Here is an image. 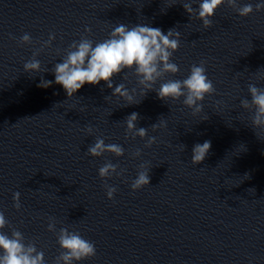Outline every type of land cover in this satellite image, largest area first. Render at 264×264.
Listing matches in <instances>:
<instances>
[{
    "label": "clouds",
    "instance_id": "clouds-1",
    "mask_svg": "<svg viewBox=\"0 0 264 264\" xmlns=\"http://www.w3.org/2000/svg\"><path fill=\"white\" fill-rule=\"evenodd\" d=\"M193 3L195 0L181 2L190 18L195 17L202 21L205 29L212 27V18L217 9L225 4L236 11L240 17H247L254 10H264V3H257L254 9L252 4L241 6L239 0H201L198 8H194ZM85 31L90 33L91 29L86 28ZM180 35V32L174 28L164 34L160 28L146 24L134 25L131 28L125 24H119L109 33L108 38L101 42H94L87 37L74 40L65 50L62 62L56 63L51 71L55 75V83L63 87L69 98H72L85 84L98 85L103 81L108 88L113 89L111 96L117 97L118 101H124L125 107L139 104L149 91H155L158 98L164 101H177L183 97V105L191 109L192 115L195 116L203 111L202 102L205 96L216 91L212 80L207 75L206 61H200L199 65L193 64L189 75L183 80L168 79L160 83L159 88L154 87L168 74L175 75L179 72L178 65L172 62V56L180 47ZM10 38L17 39L11 34ZM55 38V34L50 33L48 39L41 42V47L33 51L32 59L24 63V72L30 74L42 71L41 62L36 57L45 48H50ZM32 43L31 35L28 33L18 38L20 46ZM125 70L136 77L137 87L129 89L124 83H120L113 88L112 78L122 72L125 73ZM123 79H128L127 74L123 76ZM52 83L53 81L41 78L38 87L47 88ZM248 92L251 100H241V107L253 112L251 117L253 129L264 130V88L249 83ZM137 95L141 99L137 100ZM139 118L136 112L125 118L126 138L131 136L133 139L136 137L144 139L147 136L146 128L136 126ZM166 127V121L161 119L158 123L151 125L153 131ZM85 131L88 135L93 133L91 126ZM154 143H156V137H148L145 147L150 148ZM184 147L182 145V151ZM210 149V141L195 144L192 149V165L204 161ZM104 153L121 157L124 155V148L118 144L106 145L103 138L97 137L95 142L89 145L87 154L100 157ZM140 155V150H137L133 153V158ZM117 169L118 165L106 162L98 169V175L102 179L122 175L123 170L117 171ZM149 172L150 169L146 164L142 163L139 166L137 175L130 185L133 191L150 185ZM104 187L108 199H113L117 189L107 183ZM13 201L14 207L19 210L21 207L19 192L13 193ZM6 226H9V221L0 211V264H46L44 252L39 251L34 242L25 243L24 235L15 228H12L10 235L6 234L3 232ZM48 231L56 232V222L53 218H49ZM57 243L61 252L55 258L54 264H74L96 255L94 243L84 239L78 231H69L66 227L59 229Z\"/></svg>",
    "mask_w": 264,
    "mask_h": 264
}]
</instances>
